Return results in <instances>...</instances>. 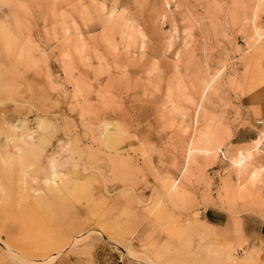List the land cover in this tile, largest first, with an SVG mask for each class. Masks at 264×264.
<instances>
[{
	"label": "rangeland",
	"instance_id": "rangeland-1",
	"mask_svg": "<svg viewBox=\"0 0 264 264\" xmlns=\"http://www.w3.org/2000/svg\"><path fill=\"white\" fill-rule=\"evenodd\" d=\"M262 140L264 0H0V264H264Z\"/></svg>",
	"mask_w": 264,
	"mask_h": 264
},
{
	"label": "crops",
	"instance_id": "crops-1",
	"mask_svg": "<svg viewBox=\"0 0 264 264\" xmlns=\"http://www.w3.org/2000/svg\"><path fill=\"white\" fill-rule=\"evenodd\" d=\"M251 138V137H249ZM240 142L247 141L246 137H242L239 139ZM262 146L264 149V140H262ZM204 210L205 220L210 221L214 224H223L227 220V214L225 210L216 205H208ZM246 215H243V229L245 232L249 233V228L251 229V237L250 241H255L256 244L264 242V221L262 217L256 212L251 213L250 215L253 217L252 219H246ZM255 239V240H251Z\"/></svg>",
	"mask_w": 264,
	"mask_h": 264
},
{
	"label": "built area",
	"instance_id": "built-area-1",
	"mask_svg": "<svg viewBox=\"0 0 264 264\" xmlns=\"http://www.w3.org/2000/svg\"><path fill=\"white\" fill-rule=\"evenodd\" d=\"M262 122H263L262 119H257V120H256V123H258V124H260V123H262ZM260 145H262V144H260ZM219 156H220L222 159H224V160H228V157H227V155L225 154V152H224L223 149L219 150Z\"/></svg>",
	"mask_w": 264,
	"mask_h": 264
},
{
	"label": "bare ground",
	"instance_id": "bare-ground-1",
	"mask_svg": "<svg viewBox=\"0 0 264 264\" xmlns=\"http://www.w3.org/2000/svg\"><path fill=\"white\" fill-rule=\"evenodd\" d=\"M107 138V137H106Z\"/></svg>",
	"mask_w": 264,
	"mask_h": 264
}]
</instances>
